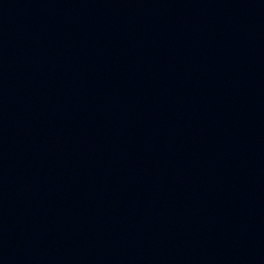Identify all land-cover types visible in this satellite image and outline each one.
<instances>
[{"label":"water","instance_id":"1","mask_svg":"<svg viewBox=\"0 0 264 264\" xmlns=\"http://www.w3.org/2000/svg\"><path fill=\"white\" fill-rule=\"evenodd\" d=\"M0 264H264V0H0Z\"/></svg>","mask_w":264,"mask_h":264}]
</instances>
